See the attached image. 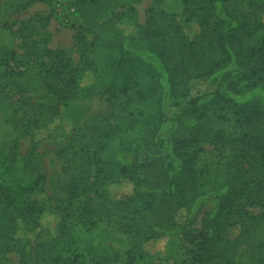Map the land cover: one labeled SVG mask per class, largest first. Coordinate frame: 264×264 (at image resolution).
Returning a JSON list of instances; mask_svg holds the SVG:
<instances>
[{"label":"trees","instance_id":"1","mask_svg":"<svg viewBox=\"0 0 264 264\" xmlns=\"http://www.w3.org/2000/svg\"><path fill=\"white\" fill-rule=\"evenodd\" d=\"M55 1L41 0L50 11L47 21L57 20ZM180 1L186 16L160 11L137 36L110 39L117 56L109 63L104 91L108 99L128 97L133 80L141 78L137 69L149 77L141 81L147 84L137 92L139 104L157 96V114L144 118L142 134L116 156L131 194L114 199L110 193L118 183L104 155L121 134L118 127L89 125L90 141L74 152L65 169L71 175L68 209L82 203L81 218L91 229L105 225L101 231L121 232L132 241L126 246L108 235L91 237L85 247L91 264H156L146 245L168 236L177 244L180 235L189 248L186 259L174 264H248L238 256L239 248L248 243L247 233L232 239L229 229L236 223L229 218L243 198L250 206H264V0ZM83 3L75 0L77 24L61 25L84 26ZM195 22L199 32L191 37L186 30ZM78 35V43L85 45L84 36ZM45 54V70L36 77L58 104L40 105L41 115L27 120V133L58 117L61 107L77 96L68 53ZM16 57L8 41H0V101L1 95L9 97L12 87L22 94L32 90L30 75L9 64ZM0 112L8 113L2 106ZM199 124L203 161L196 167L191 141L178 133ZM14 163L13 157H0V218H7L20 264H83L56 255L63 227H51L49 207L24 200L42 188L46 177L17 175ZM92 195L107 203L103 213L93 208ZM20 222L22 234L16 228ZM251 250V264H264V242Z\"/></svg>","mask_w":264,"mask_h":264},{"label":"rangeland","instance_id":"2","mask_svg":"<svg viewBox=\"0 0 264 264\" xmlns=\"http://www.w3.org/2000/svg\"><path fill=\"white\" fill-rule=\"evenodd\" d=\"M160 11L186 16L180 0H84V26L68 28L55 19L46 20L50 11L41 0H0V41L7 40L9 48L17 54L9 64L13 69L30 75L27 83L32 89L22 94L12 87L8 98L1 95L0 108L2 106L8 113L0 112V157H13L17 175L30 173L46 177L42 188L28 194L24 200L31 205L49 207L51 227H63L56 255L65 262L76 258L80 263L91 264L92 257L85 247L95 235H108L126 246L132 243L121 232L101 231L105 225L91 229L81 218L79 207L83 206L82 203L68 209L66 187L71 175L65 169L74 152L80 151L90 141L89 125L100 123L103 128L118 127L121 134L104 155L105 160L112 164L114 179L118 183L110 189V193L114 199L131 194V185L121 177L122 165L116 156L133 138L142 134L144 118L157 114V96H151L145 105L139 104L137 92L147 84L141 81H148L149 77L137 69L136 73L142 80H133L136 82L131 84L128 97L117 101L108 99L104 91L111 73L109 63L117 56V49L109 43L111 38H118L120 34L137 36L147 28L151 15ZM186 31L194 37L199 27L195 22ZM78 32L84 36L87 46L78 43ZM49 50H64L71 57L78 81L77 96L67 107H61L58 117L27 133V120L41 115L43 110L40 105L58 104L46 93L45 82L36 77L45 70L42 61L47 57L45 51ZM202 130L203 126L199 124L194 130L178 133L191 141L190 146L197 156L196 167L201 166L203 161L199 151ZM99 191L102 193V189ZM92 200L96 211L103 213L106 210H103L107 203L102 196L92 195ZM52 215H56V219ZM6 219L0 218V264H20L17 245L12 240V231L7 228ZM229 221L236 223L229 229L232 239H237L244 231L247 233L248 243L239 248L238 256L243 262L251 264L255 259L251 246L264 242V206H250L243 198L236 204ZM21 224L16 227L19 234L23 233ZM200 226L199 219L197 227ZM176 238L180 240L177 244L168 236L148 243L145 249L156 264L180 263L186 259L189 246L181 235ZM8 245L10 247L6 248ZM123 261L122 257L120 262Z\"/></svg>","mask_w":264,"mask_h":264},{"label":"built area","instance_id":"3","mask_svg":"<svg viewBox=\"0 0 264 264\" xmlns=\"http://www.w3.org/2000/svg\"><path fill=\"white\" fill-rule=\"evenodd\" d=\"M54 10L57 20L64 25L78 23L79 15L75 6V0H56Z\"/></svg>","mask_w":264,"mask_h":264},{"label":"crops","instance_id":"4","mask_svg":"<svg viewBox=\"0 0 264 264\" xmlns=\"http://www.w3.org/2000/svg\"><path fill=\"white\" fill-rule=\"evenodd\" d=\"M48 10H49V8H48Z\"/></svg>","mask_w":264,"mask_h":264}]
</instances>
